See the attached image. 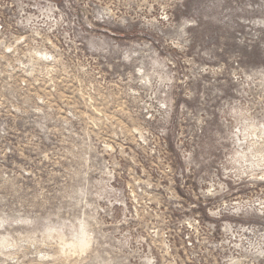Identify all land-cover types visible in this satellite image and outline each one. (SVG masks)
Segmentation results:
<instances>
[{
    "label": "rangeland",
    "instance_id": "374dc122",
    "mask_svg": "<svg viewBox=\"0 0 264 264\" xmlns=\"http://www.w3.org/2000/svg\"><path fill=\"white\" fill-rule=\"evenodd\" d=\"M0 264H264V0H0Z\"/></svg>",
    "mask_w": 264,
    "mask_h": 264
}]
</instances>
